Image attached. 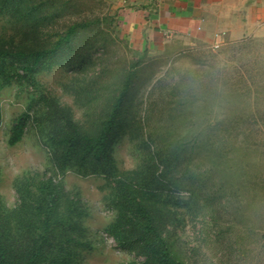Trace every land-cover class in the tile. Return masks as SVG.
Instances as JSON below:
<instances>
[{"label": "rangeland", "instance_id": "obj_1", "mask_svg": "<svg viewBox=\"0 0 264 264\" xmlns=\"http://www.w3.org/2000/svg\"><path fill=\"white\" fill-rule=\"evenodd\" d=\"M2 2L0 217L9 221L14 236H26L27 225L39 228L37 217L21 205L32 201L35 185L52 178L62 196V216L78 202L79 213L69 224L81 225L77 233L67 232L73 237L65 246L77 245L72 257L78 264L143 263L144 256L123 249L113 230L119 208L113 178L88 168L62 169L53 142L73 129L96 133L124 76L135 69L127 107L132 129L139 130L120 136L114 147L119 177L135 188L137 176L153 170L154 152L182 146L192 162L181 169L197 179L198 189L196 196L194 187L168 182L164 188L163 195L179 203L173 205L177 219L164 223L173 256L184 264H264V37L245 36L216 50L196 43L152 53L133 45L112 0L24 4L26 11L41 4L37 16H53L41 22L37 16L23 21ZM62 6L66 9L60 12ZM85 21L94 30L84 35L85 48H80L84 64L29 73L14 61L18 50L51 48L71 25ZM24 113L29 115L25 134L9 145L12 124ZM180 175L174 172L170 179ZM65 230L58 225L48 235L57 256ZM20 243L27 246L29 237Z\"/></svg>", "mask_w": 264, "mask_h": 264}, {"label": "trees", "instance_id": "obj_2", "mask_svg": "<svg viewBox=\"0 0 264 264\" xmlns=\"http://www.w3.org/2000/svg\"><path fill=\"white\" fill-rule=\"evenodd\" d=\"M28 2L32 3L33 0H5L2 2V7L9 6L11 14L18 13L23 21L34 20L36 13L42 7L39 4L28 11L23 10L24 4ZM65 9L66 7L62 6L59 11L63 12ZM45 18L48 20L53 16L44 18L37 16L36 20L41 22ZM93 30L92 23L89 21L74 23L53 43L51 48L32 52L18 50L16 53L18 59L14 61L21 62L29 73L43 66L49 68L55 64H72L73 67L76 66L75 64H84L85 52H80V48L86 42L84 35ZM137 77L135 69L126 73L122 87L112 100L108 114L96 133L89 134L73 129L63 136H54V159L62 169L71 166L79 169L88 168L90 173L101 174L108 179L113 178L119 204L117 223L113 230L123 249L136 251L137 254L144 256L145 260L141 264H184L173 256L170 244L164 236V223L167 219H177L173 205L179 203L173 197L163 195V191L166 184L171 182L179 188L194 187L191 194L197 196V179L181 169L184 164L188 166L192 162L191 155H185L182 146L163 149V152H154L153 170L138 175L139 183L135 188L119 177L115 165L113 151L119 137L129 133L136 135L139 130L132 129L135 121L127 107L129 93ZM28 120L29 115L24 113L14 121L10 130L9 145H15L22 140ZM1 123L0 105V125ZM142 144L149 147L148 141L144 140ZM174 172L181 175L172 176L170 179V175ZM35 187L36 195L32 201L22 202L21 209H26L30 212L29 215L36 216L40 226L32 230V227L27 225L26 236L16 238L9 221L0 217V264H15L17 257L24 252L26 253L22 257V264H39L40 261L36 258L40 256L48 258L50 260L48 264H78L76 258L72 257L77 245L65 247L71 243V237H73L67 232L77 233L81 225L78 222L73 223L75 225L69 224V218L79 213L78 202L72 201L68 213L62 216V196L58 193L53 179L40 181ZM58 225L66 229L64 233L66 237L62 242L64 246L57 251L59 256L52 253L53 245L48 236ZM27 237H29V243L24 246L20 242Z\"/></svg>", "mask_w": 264, "mask_h": 264}, {"label": "crops", "instance_id": "obj_3", "mask_svg": "<svg viewBox=\"0 0 264 264\" xmlns=\"http://www.w3.org/2000/svg\"><path fill=\"white\" fill-rule=\"evenodd\" d=\"M112 1L133 45L152 53L264 37V0Z\"/></svg>", "mask_w": 264, "mask_h": 264}, {"label": "built area", "instance_id": "obj_4", "mask_svg": "<svg viewBox=\"0 0 264 264\" xmlns=\"http://www.w3.org/2000/svg\"><path fill=\"white\" fill-rule=\"evenodd\" d=\"M222 43L221 42H217L216 44L212 45V49L213 50H216V49H219L221 47Z\"/></svg>", "mask_w": 264, "mask_h": 264}]
</instances>
